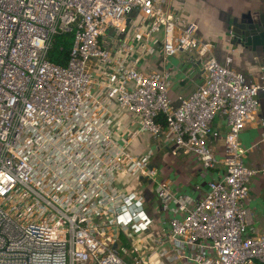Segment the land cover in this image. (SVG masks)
<instances>
[{
    "label": "built area",
    "instance_id": "1",
    "mask_svg": "<svg viewBox=\"0 0 264 264\" xmlns=\"http://www.w3.org/2000/svg\"><path fill=\"white\" fill-rule=\"evenodd\" d=\"M133 10L146 24L120 35ZM196 29L168 0H0V264H264V231L247 232L244 206L264 165L243 162L238 140L261 85L220 63ZM63 31L72 41L59 65L45 53ZM149 50L163 62L186 54L183 76L199 81L171 99L168 68L138 69ZM140 133L150 143L136 152ZM160 149L197 162L198 196L156 172ZM154 211L156 242L139 237Z\"/></svg>",
    "mask_w": 264,
    "mask_h": 264
},
{
    "label": "crops",
    "instance_id": "2",
    "mask_svg": "<svg viewBox=\"0 0 264 264\" xmlns=\"http://www.w3.org/2000/svg\"><path fill=\"white\" fill-rule=\"evenodd\" d=\"M171 10L181 11V14L196 23V35L210 40L212 50L218 61L225 66L238 71L244 81L257 82L261 87L257 91L258 107L257 120L245 124L238 135L242 147V161L251 166L264 165V52L260 46L251 47L240 36L230 31L232 19H239L248 10L259 9L264 11V0H168ZM127 21L120 24V35L131 30L132 24H146V19L136 10L130 12ZM110 32V30H108ZM157 39L153 41L156 47ZM137 53L133 52L132 56ZM186 54L178 52L163 62L153 50L145 52L138 60V69L149 71L152 69L168 68L170 71L169 96L175 99L177 94H187L199 79L196 76L185 78L183 71L186 68ZM214 133L217 137H209L217 157L221 154V136L225 125L221 116L213 119ZM150 143V137L145 133L136 135L129 143L133 151H142ZM151 158V165H160L158 174L169 178L182 191L198 196L201 189L193 187L195 182L203 184V177L199 174L197 162L189 157H174L160 149ZM217 167L212 173L217 172ZM246 208V227L249 234L264 231V176L256 175L249 183V193L244 203ZM161 224V223H160ZM165 228L164 224L157 227L158 232ZM154 230L152 224L151 231Z\"/></svg>",
    "mask_w": 264,
    "mask_h": 264
},
{
    "label": "water",
    "instance_id": "3",
    "mask_svg": "<svg viewBox=\"0 0 264 264\" xmlns=\"http://www.w3.org/2000/svg\"><path fill=\"white\" fill-rule=\"evenodd\" d=\"M239 19L242 21L243 35L238 39H244L246 43H251L252 48L258 45L264 52V11L259 9L248 10ZM233 20L234 18L232 22Z\"/></svg>",
    "mask_w": 264,
    "mask_h": 264
},
{
    "label": "trees",
    "instance_id": "4",
    "mask_svg": "<svg viewBox=\"0 0 264 264\" xmlns=\"http://www.w3.org/2000/svg\"><path fill=\"white\" fill-rule=\"evenodd\" d=\"M71 41L72 33L70 31H63L52 34L49 46L47 47L45 53L46 58L55 64H65L68 58ZM118 240L123 246H129V240L125 237L124 234L120 233L118 235Z\"/></svg>",
    "mask_w": 264,
    "mask_h": 264
},
{
    "label": "rangeland",
    "instance_id": "5",
    "mask_svg": "<svg viewBox=\"0 0 264 264\" xmlns=\"http://www.w3.org/2000/svg\"><path fill=\"white\" fill-rule=\"evenodd\" d=\"M210 137L212 138V137H217V135L215 134V133H213V134H211L210 135ZM154 158H156V156L154 155L153 156V159ZM154 168H156L157 170H156V172H158L159 170H160V165L159 166H157L156 164L153 166ZM152 216H153V219H154V230L153 231H151L148 235H145L144 233H141L140 235H139V237H145L147 240H149V241H158V233L160 232H158V230H157V227H160L161 225H162V223L159 221V217H158V215H157V212H153L152 213ZM161 223V224H160ZM158 232V233H157ZM139 237H136L135 238V240H138L139 239ZM138 238V239H137Z\"/></svg>",
    "mask_w": 264,
    "mask_h": 264
},
{
    "label": "flooded vegetation",
    "instance_id": "6",
    "mask_svg": "<svg viewBox=\"0 0 264 264\" xmlns=\"http://www.w3.org/2000/svg\"><path fill=\"white\" fill-rule=\"evenodd\" d=\"M240 18V17H239ZM234 28V29H233ZM230 31L234 32L235 35L242 36V21L241 19H234L233 22L230 23Z\"/></svg>",
    "mask_w": 264,
    "mask_h": 264
}]
</instances>
